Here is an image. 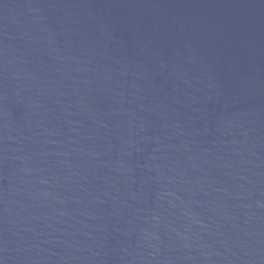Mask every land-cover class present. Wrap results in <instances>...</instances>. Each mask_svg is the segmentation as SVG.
I'll use <instances>...</instances> for the list:
<instances>
[{
  "label": "water",
  "instance_id": "1",
  "mask_svg": "<svg viewBox=\"0 0 264 264\" xmlns=\"http://www.w3.org/2000/svg\"><path fill=\"white\" fill-rule=\"evenodd\" d=\"M0 264H264V0H0Z\"/></svg>",
  "mask_w": 264,
  "mask_h": 264
}]
</instances>
